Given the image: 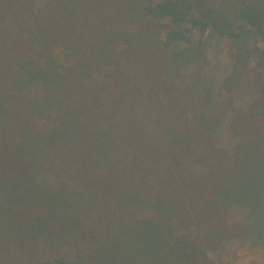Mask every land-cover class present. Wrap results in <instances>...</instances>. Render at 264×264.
<instances>
[{"label":"trees","instance_id":"trees-1","mask_svg":"<svg viewBox=\"0 0 264 264\" xmlns=\"http://www.w3.org/2000/svg\"><path fill=\"white\" fill-rule=\"evenodd\" d=\"M112 1L0 0V264H212L190 234L211 221L264 242V152L215 145L251 72L264 133V0ZM135 71L157 76L144 111ZM236 205L248 223L217 225ZM78 237L76 260L37 257Z\"/></svg>","mask_w":264,"mask_h":264},{"label":"rangeland","instance_id":"rangeland-1","mask_svg":"<svg viewBox=\"0 0 264 264\" xmlns=\"http://www.w3.org/2000/svg\"><path fill=\"white\" fill-rule=\"evenodd\" d=\"M46 0H31V4H34L35 10H42ZM104 5H115L116 3L112 0H103ZM228 8H230L229 0L226 1ZM106 8V7H105ZM151 54H153L151 52ZM150 54V55H151ZM208 64V71L211 76V80L214 84L215 90L217 91L223 82L225 77V65L230 63L229 56V45L226 40L220 39L218 36L212 39L211 45L206 52ZM135 67V66H133ZM136 68V67H135ZM123 70V69H121ZM127 72L130 71L128 67L125 69ZM144 71V70H143ZM135 78H132L130 82H133L141 92L139 94L140 101L138 100V105L141 106L140 110H146L149 97L153 96L152 86L156 84L155 75H144V73L134 72ZM150 90V91H149ZM261 99L260 84L258 79L255 77L253 72L246 75L243 82L242 88L235 95L233 105L225 109L223 121L220 123L218 130L216 132V147L220 150L226 151V153H231L235 145H242L246 150L247 158L258 159L259 154L264 152V133L256 134L258 132V125L255 120H263L261 117L256 116L255 118H250V111L260 114L261 108H255L256 101ZM143 114V113H142ZM240 120H244L242 123ZM251 120V121H249ZM261 121H257L259 124ZM260 129V128H259ZM198 161V160H197ZM201 163V164H198ZM204 162H197L193 164L192 168L195 172L204 170ZM75 219V218H74ZM225 222V223H224ZM213 221L211 223L204 222L202 227L198 225L195 226L190 234L201 239L205 247H211L209 249V260L212 264H264V242L251 243L249 239H245L235 234L232 230H215L212 227ZM248 223L246 208L239 205L232 206L228 212L224 213L221 217L220 223L217 225L226 224V226H231L232 224H246ZM74 224L77 225V221L74 220ZM96 225V224H94ZM216 225V224H215ZM81 227V225H79ZM220 234V238L215 236L214 233ZM81 235V234H80ZM67 237V235L65 236ZM68 243V239L62 240L56 243L53 248L46 247L42 249L43 251L37 254L39 259L43 260L49 256L65 257L69 260H76V253L79 252L77 248H81L84 245V240L78 237L74 244ZM9 245L7 256L5 258V264H11L13 257L18 256V252H15V248L11 249ZM53 249V251H51Z\"/></svg>","mask_w":264,"mask_h":264}]
</instances>
